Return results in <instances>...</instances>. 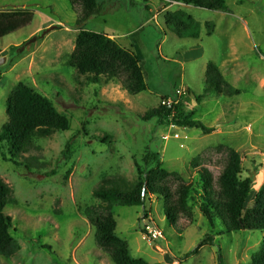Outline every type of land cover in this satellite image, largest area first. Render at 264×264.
Masks as SVG:
<instances>
[{
  "label": "rangeland",
  "instance_id": "rangeland-1",
  "mask_svg": "<svg viewBox=\"0 0 264 264\" xmlns=\"http://www.w3.org/2000/svg\"><path fill=\"white\" fill-rule=\"evenodd\" d=\"M14 7L30 8L34 17L30 25L0 38V58H6L0 65V128L7 122L6 99L18 82L50 99L70 119V128L34 135L26 153L11 156L4 150L6 159L0 154V178L10 189L4 212L18 244L11 257L0 255V264H114L95 244L94 227L82 210L98 203L92 191L103 178L118 175L136 181L147 148L159 154L165 169L196 182L203 164L200 154L225 144L240 153L242 177L252 178L251 199L264 187V0H226L223 11L178 0H105L102 12L80 26L67 0H0V9ZM178 9L202 25L212 23L210 31L202 28L200 40L212 57L209 61L232 87L231 95H203L202 62L188 61L182 77L180 63L161 58L171 53L180 58L186 48L176 43L179 37L164 22L166 11ZM80 29L111 35L135 53L148 89L131 95L115 80L93 84L76 76L65 61ZM34 36L40 38L20 54L19 46ZM169 98L181 105L183 116L213 131L203 134L179 125L172 130L174 108L166 121L143 119ZM174 132L180 137L173 138ZM193 197L199 204L200 195L194 192ZM112 212L116 233L127 242L130 255L148 264L248 263L264 240L262 231L226 232L219 217L211 225L197 205L194 221L178 231L167 222L158 196L144 205H114ZM147 219L162 237L146 238ZM207 234L214 236L213 244L186 255Z\"/></svg>",
  "mask_w": 264,
  "mask_h": 264
},
{
  "label": "trees",
  "instance_id": "trees-1",
  "mask_svg": "<svg viewBox=\"0 0 264 264\" xmlns=\"http://www.w3.org/2000/svg\"><path fill=\"white\" fill-rule=\"evenodd\" d=\"M67 1L76 15L75 23L78 26L101 13L105 2ZM178 1L211 11H223L226 8V0ZM33 17L34 11L26 7L0 9V38L30 25ZM164 22L166 28L179 38L198 39L203 29H212L210 21L202 25L182 9L166 11ZM39 38L40 36H34L21 44L19 53L22 54L26 45ZM65 63L75 70L76 76H84L93 84L102 80H115L131 95L148 89L139 57L104 32L80 29L74 48ZM232 93V87L221 75L218 66L208 61L203 95L229 96ZM173 108L176 116L172 121L177 126L195 127L203 134L213 131V128L190 120L187 115L183 116L179 103H159L143 119L158 117L159 122L166 121ZM5 112L7 122L0 128V154L4 159L8 158L4 150L11 156L26 153L32 145L31 139L34 135L46 137L55 131H66L70 128V119L59 112L50 99L24 82H18L9 93ZM198 158L203 164L197 171V181L190 182L180 173L165 169L159 154L147 148L137 168L136 181L130 182L124 177L114 175L103 178L93 189L92 194L98 199V203L84 207L82 212L94 227L95 244L108 254L114 264H148L143 259L133 258L127 242L117 235L112 207L144 205L151 196L162 198L164 216L178 231H183L187 224L194 221V207L197 205L200 213L211 225L214 218L219 217L228 233L241 230L264 232V187L251 199L252 178L242 177L240 153L231 146L217 144L206 148ZM194 192L200 195L199 204H195ZM9 200L10 189L0 178V255L5 257H11L18 250V244L10 232L11 218L4 212ZM213 242L214 236L207 234L186 255L197 252L202 246L212 245ZM241 264H264V240L260 248L252 254L250 261Z\"/></svg>",
  "mask_w": 264,
  "mask_h": 264
},
{
  "label": "crops",
  "instance_id": "crops-1",
  "mask_svg": "<svg viewBox=\"0 0 264 264\" xmlns=\"http://www.w3.org/2000/svg\"><path fill=\"white\" fill-rule=\"evenodd\" d=\"M111 38H113V36L109 35ZM114 39V38H113ZM166 39V36L163 37V39L161 40V42L159 43L158 45V48L160 50H162V47H163V44H164V41ZM182 39H186V38H182ZM200 38L196 39L197 42H194V43H190V42H180L179 38L177 39L176 43L179 44V43H184L185 44V49L183 50L182 54L180 55V58H177L174 53H171L168 56L166 55H161V58L163 60H167V61H172V62H178L181 64V76L183 77L184 76V73H185V65L188 61L192 62V61H197L199 63L202 62V68H203V72L205 74V69H206V65L209 61V59L212 60V57L211 55L208 57V53H206V47H205V42L204 41H201ZM191 41V40H190ZM196 48V49H195ZM175 51V50H174ZM196 51L197 53L191 57V58H186L187 55L191 54L192 52ZM173 54V55H172ZM216 64V63H215ZM184 81V80H183Z\"/></svg>",
  "mask_w": 264,
  "mask_h": 264
},
{
  "label": "built area",
  "instance_id": "built-area-1",
  "mask_svg": "<svg viewBox=\"0 0 264 264\" xmlns=\"http://www.w3.org/2000/svg\"><path fill=\"white\" fill-rule=\"evenodd\" d=\"M177 97L179 98V90L177 89L175 91ZM168 102L164 101L163 104H171L174 103L173 102V98H169L167 100ZM169 128H171L172 130H176L179 129L180 127H178L175 122H173L172 120L169 123ZM173 138H179L180 135L178 132H174L172 135ZM164 138H168V135L164 136ZM143 233L146 236L147 239L149 240H156L160 237L163 236V233L161 232V230L157 227V225H155L153 223V221L151 219H147V222H145L144 226H143Z\"/></svg>",
  "mask_w": 264,
  "mask_h": 264
},
{
  "label": "water",
  "instance_id": "water-1",
  "mask_svg": "<svg viewBox=\"0 0 264 264\" xmlns=\"http://www.w3.org/2000/svg\"><path fill=\"white\" fill-rule=\"evenodd\" d=\"M6 58H0V65L5 62Z\"/></svg>",
  "mask_w": 264,
  "mask_h": 264
}]
</instances>
